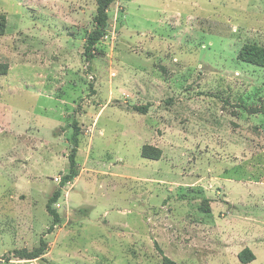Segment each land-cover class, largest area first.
<instances>
[{"label":"rangeland","instance_id":"1","mask_svg":"<svg viewBox=\"0 0 264 264\" xmlns=\"http://www.w3.org/2000/svg\"><path fill=\"white\" fill-rule=\"evenodd\" d=\"M148 1L115 0L87 61L96 0H0V264H264V68L237 59L264 0Z\"/></svg>","mask_w":264,"mask_h":264},{"label":"trees","instance_id":"2","mask_svg":"<svg viewBox=\"0 0 264 264\" xmlns=\"http://www.w3.org/2000/svg\"><path fill=\"white\" fill-rule=\"evenodd\" d=\"M115 0H96V13L93 18L94 28L87 34L85 45H84V56L87 61L93 56V50L96 44L105 35L108 27V13L107 10ZM237 59L264 68V47H260L255 44L245 43L241 46L237 53ZM147 105L134 106L133 109L139 113L147 112ZM72 135H71V148L70 153L67 157L68 159V172L61 176L59 181V186L53 191L52 195L48 198L46 203V211L52 218V223L48 228L47 232H50L53 227L59 224L62 220L61 214L54 207L61 195V188L66 186L69 182L78 176V164L76 160L79 135L81 134L80 126L76 120L72 122ZM147 146L142 147L141 155L144 158L157 160L160 158L161 152L156 148H152L151 152H146ZM47 250V243L43 238H40L39 244L36 248L32 250L21 249L14 251V254L20 259H38ZM162 264H178L171 260L169 257L165 256L160 250ZM237 258L241 264H247L255 259L253 252L245 247L238 254Z\"/></svg>","mask_w":264,"mask_h":264},{"label":"crops","instance_id":"3","mask_svg":"<svg viewBox=\"0 0 264 264\" xmlns=\"http://www.w3.org/2000/svg\"><path fill=\"white\" fill-rule=\"evenodd\" d=\"M123 1V6L125 7V9H126V12L128 13V9H129V6L130 5H132V4H137L138 5V11L140 10V11H142V12H145V11H149L150 10V4H151V2H149L148 0H122ZM161 1V2H160ZM167 0H158V2H160V5L163 7L162 9H161V11H159V12H157V13H165V9H164V7H166L167 5H168V3L166 2ZM119 3V2H118ZM164 5V6H163ZM142 6V7H141ZM141 18H143L144 20H147V21H150V19L149 18H147L146 16H142ZM157 23H159L161 26L163 25V24H167V23H170L169 22V19H167L166 17H160L159 16V18H157V19H154ZM212 210V209H211ZM258 220H256L257 221V223L259 224L258 225V227H257V233H259V232H261V230H263L264 231V214H262V215H259L258 216ZM255 231V232H256ZM260 234H263L262 232L260 233ZM260 234H257V236H260ZM264 235V234H263ZM243 249V248H242ZM241 248H239L237 251H236V253H235V259H236V257H237V254L242 250ZM254 254V253H253ZM254 256H255V254H254Z\"/></svg>","mask_w":264,"mask_h":264}]
</instances>
